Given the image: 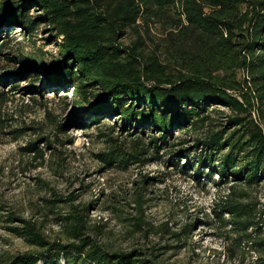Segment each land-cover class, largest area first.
I'll return each instance as SVG.
<instances>
[{
    "label": "trees",
    "instance_id": "obj_1",
    "mask_svg": "<svg viewBox=\"0 0 264 264\" xmlns=\"http://www.w3.org/2000/svg\"><path fill=\"white\" fill-rule=\"evenodd\" d=\"M42 27L57 41L56 59L25 63L14 78L0 74V86L26 74L30 91L71 93L72 117L61 130L115 120L124 131L152 135L149 146L158 151L160 141L177 139L169 155L179 148L199 179L217 173L250 188L264 181V0H0L3 47L13 33L34 38ZM7 102L0 90V113ZM220 109L232 115L216 122ZM188 139L191 145L182 148ZM45 141L58 151L59 140ZM143 142L137 138L129 153L114 146L104 161L138 163L146 153ZM24 150L43 157L36 143ZM242 198L230 196L213 213L249 242V231L262 222ZM4 211L0 206V223L10 224L30 249L0 264H164L146 251L103 245L88 207L71 206L58 216L61 236L55 238L44 220Z\"/></svg>",
    "mask_w": 264,
    "mask_h": 264
},
{
    "label": "rangeland",
    "instance_id": "obj_2",
    "mask_svg": "<svg viewBox=\"0 0 264 264\" xmlns=\"http://www.w3.org/2000/svg\"><path fill=\"white\" fill-rule=\"evenodd\" d=\"M48 29L42 27L34 38L13 33L6 47L0 41V74L14 78L25 63L54 61L58 44ZM130 41L129 36L126 42ZM28 74L35 76L33 71ZM25 75L16 84L0 86L8 97L0 113L4 120L0 127V206L5 214L44 220V230L55 238L61 236L58 216L68 215L71 206L81 211L88 207V221L96 226L97 239L114 250L146 251L164 264H264V181L250 188L232 178L223 180L217 173L199 179L196 169L177 152L179 148L174 147L176 154L169 155L170 144L176 145L177 139L170 138L167 145L160 141L158 151L155 145L149 146L152 135L136 134L132 128L124 131L115 120L64 132L61 125L72 117L71 93L30 91L33 81ZM231 115L220 109L216 122ZM137 138L147 148L140 162L104 161L114 146L122 145L129 153ZM46 139L59 140L55 145L59 152H53ZM190 141L182 148L191 145ZM32 143L43 150V157L24 150ZM230 196L243 197L241 201L257 208L262 227L249 231L252 241L245 235L240 238L232 225L226 227L213 213ZM229 219L225 215V221ZM8 226L0 223V263L30 249Z\"/></svg>",
    "mask_w": 264,
    "mask_h": 264
}]
</instances>
